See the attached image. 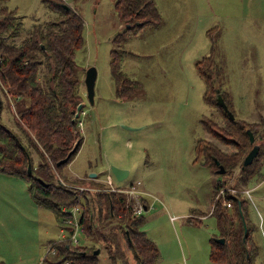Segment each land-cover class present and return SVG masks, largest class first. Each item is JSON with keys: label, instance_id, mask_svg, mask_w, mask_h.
<instances>
[{"label": "rangeland", "instance_id": "obj_1", "mask_svg": "<svg viewBox=\"0 0 264 264\" xmlns=\"http://www.w3.org/2000/svg\"><path fill=\"white\" fill-rule=\"evenodd\" d=\"M61 1L84 20L83 44L75 60L80 66H94L97 75L93 104L84 96L83 83L80 86L84 113L83 132L78 131L83 141L55 175L78 194L86 193L93 207L100 190L95 183L103 181L98 177L109 164L127 165L129 178L148 192L142 196L151 202L146 203L139 228L156 244L159 255L154 264H212L210 239L220 237L215 217L208 215L198 224L189 221L207 212L212 187L223 177L203 164L202 156L195 160V141L214 140L201 122L213 109L203 99L205 83L198 67L208 68L216 89L238 118L248 122L264 118V0H152L158 23L117 36L124 22L121 27L114 0ZM0 4L22 16L24 29L56 18L41 0H0ZM112 59L133 81L128 86L134 89L124 97L116 92ZM206 60L211 67H204ZM1 100V120L16 132L20 127L14 112L21 101L4 96ZM37 159L34 155L33 163ZM90 173L97 177L89 178ZM71 174L79 178H70ZM231 178L226 188H233ZM113 181L120 185L114 177ZM244 188H250L249 194H240ZM244 188L234 189L246 200L248 218L255 226L252 237L259 245L257 258L264 264V179H252ZM97 218L94 211L96 223ZM102 221L96 231L106 235L108 229L118 228L114 219ZM63 236L66 232H61L54 213L33 201L25 181L0 173V261L37 264L47 243ZM76 236L78 245L99 248L98 264H113L103 240L81 231ZM117 236L114 248L120 247L127 264H136L132 251Z\"/></svg>", "mask_w": 264, "mask_h": 264}, {"label": "trees", "instance_id": "obj_2", "mask_svg": "<svg viewBox=\"0 0 264 264\" xmlns=\"http://www.w3.org/2000/svg\"><path fill=\"white\" fill-rule=\"evenodd\" d=\"M41 1L56 18L32 23L28 29H24L22 16L17 15L15 9L8 11L0 4V99L3 95L11 101H21V106L14 112L20 127L15 132L1 120V100L0 173L25 181L33 201L52 211L60 227L63 225L62 219L72 215L68 210L76 205L81 232L103 240L108 259L113 264H117V261L127 264L120 247L119 250L115 249L118 245L117 234L132 251L136 264H154L159 255L156 244L139 228L144 218L142 214L133 215L124 193L104 190L102 187H106V184L99 181L95 185L100 190L96 191V200H93L91 207L86 193L78 194V190L63 185L55 175L61 166L71 161L82 142L78 118L72 121V116L73 109L83 100L80 86L84 67L76 62L75 52L83 44L84 20L70 6L65 8L61 0ZM114 8L119 19L128 23L115 36L159 21L152 0H114ZM138 21L141 25L136 24ZM208 65H212L210 60L204 62V67ZM198 71L205 83L203 99L213 109V113L203 117L201 122L214 140L198 138L195 141V160L202 156L203 164L208 165L213 173H217L218 164L224 168L223 177L217 179L212 187V211L209 214L215 217L218 235L224 238V242H217L216 237H211L210 258L217 264H262L257 258L260 255L259 245L252 237L255 226L248 218L246 200L240 196L241 193L232 194L225 183L234 177L235 183L231 187L244 188L252 179L256 182L264 179V118L257 122L238 118L220 92L234 115L230 118L216 103L215 79L208 68L198 67ZM112 78L120 97L134 89L128 86L133 81H129L117 69L113 59ZM218 131L233 137L234 141L223 139ZM249 133L259 148L252 161L243 165V158L252 147ZM76 140L79 142L74 152L66 162L57 165L56 162L67 154ZM217 141L230 148H222ZM34 155L38 158L36 163H33ZM28 162L31 163L30 174L27 172ZM221 189L223 193L215 198ZM224 201H229L230 206H225ZM94 211H97V223L93 219ZM103 219L106 222L114 219L118 228L108 229L109 235L96 231ZM189 221L198 224L201 220L189 217ZM71 244L66 237L49 241L48 249L55 248V252L51 256L46 253L45 262L98 264L93 245H78L77 241L73 248ZM0 264L4 263L0 261Z\"/></svg>", "mask_w": 264, "mask_h": 264}, {"label": "water", "instance_id": "obj_3", "mask_svg": "<svg viewBox=\"0 0 264 264\" xmlns=\"http://www.w3.org/2000/svg\"><path fill=\"white\" fill-rule=\"evenodd\" d=\"M62 5L65 8H68L69 5L66 3H62ZM137 25H141V23L138 21L136 22ZM128 26V24L126 25ZM95 78H96V69L94 66H88L84 69V77H83V83L85 86V98L87 99L88 103L93 104L94 102V83H95ZM216 103L218 105H220L224 111L229 115L230 118H233L234 115L233 113L228 109L225 101L223 100L221 94L218 92V90L216 89ZM0 106H1V99H0ZM84 106V101H80L76 107L73 109V116H72V121H74L78 116L79 113L81 112V110L83 109ZM218 134L220 136L223 137V139L227 140V141H234L233 137H228L226 135H224L223 133L218 131ZM249 137H250V142L252 144V147L249 149V151L245 154L244 158H243V165L249 164L253 157L256 155L259 145L256 143H253L254 137L251 133H249ZM79 140H76L74 142V144L72 145V147L68 150L67 154L59 159L56 164L59 165L61 163L66 162V160L69 158V156L74 152V150L76 149V146L78 144ZM215 162L218 164V161L215 160ZM109 172L112 174V176L115 178V180L117 181H122L123 179H125V177L128 175L129 170H127V168L124 167H120L117 166L115 164H109L108 168ZM217 173H224V168L221 164H218V168L216 169ZM27 172L28 174L31 173V163L28 162L27 164ZM96 174L95 173H90L89 177H95ZM245 228V227H244ZM69 233L72 232V228L68 227L67 228ZM245 230V229H244ZM215 240L217 242L223 243L224 242V238L222 237H216ZM99 252V248H96L93 253L97 254ZM117 264H121L120 261H117Z\"/></svg>", "mask_w": 264, "mask_h": 264}, {"label": "built area", "instance_id": "obj_4", "mask_svg": "<svg viewBox=\"0 0 264 264\" xmlns=\"http://www.w3.org/2000/svg\"><path fill=\"white\" fill-rule=\"evenodd\" d=\"M83 113H84V111L82 109L81 112L79 113V116L77 117L78 118V130H81V128H82V120H80V116ZM103 182L106 183L105 189L110 190V191H120V192L125 194L126 202L129 203L130 209H131V212L133 213V215H140V214H142V212L144 210L147 209L146 207H148V206L143 201V196H142V194L144 192L138 187L137 181L135 183L127 184L124 186L117 185L114 183L112 174L109 172L105 175V177H103ZM227 189L232 194H236V192H237L236 189H234V187L233 188H227ZM222 190L223 189L219 190V193L215 196V198H217L218 195L223 193ZM249 192H250V189H244L240 193L249 194ZM224 204L227 207L230 206L229 201H224ZM68 211H70L72 213V215L62 219L63 225H61L60 228H61V232H63V234L66 232V235H67L66 238H69L72 244H76L78 241L76 233H78V231H82V226H80V224L78 222L79 209L76 205H74ZM211 211H212V205H210V210L208 211V213L210 214ZM66 227H71L72 232L68 233V231L65 230ZM63 237L65 238V236H63ZM47 250H48V252H47ZM54 252H55V248H52V249H48V247L46 248V253L53 254ZM46 253H45V256H46ZM37 264H47V263L45 262V260L43 258ZM64 264H67V262H65ZM170 264H175V263H170Z\"/></svg>", "mask_w": 264, "mask_h": 264}, {"label": "crops", "instance_id": "obj_5", "mask_svg": "<svg viewBox=\"0 0 264 264\" xmlns=\"http://www.w3.org/2000/svg\"><path fill=\"white\" fill-rule=\"evenodd\" d=\"M17 14V13H16ZM122 21L120 20V26L122 27V23H121ZM84 68H86V67H88V66H83ZM81 75H82V77H81V79H82V81H81V83H83V77H84V71L81 73ZM97 75V74H96ZM81 88V87H80ZM83 88H84V96H85V86H84V83H83ZM3 96V95H2ZM5 97V96H4ZM6 98V100H7V97H5ZM3 101V100H2ZM82 101H84V99L82 100ZM84 108V107H83ZM2 109H3V107H2ZM1 112H2V110H1ZM82 125H83V120H82ZM80 132H83L82 131V129L81 130H79ZM82 141H83V137H82ZM82 143V142H81ZM81 145V144H80ZM79 148H80V146H79ZM79 150V149H78ZM78 152V151H77ZM77 154V153H76ZM75 154V155H76ZM74 158V157H73ZM72 158V159H73ZM71 159V160H72ZM109 163H111V161H108L107 162V165L109 164ZM117 166H120V167H124V168H127L128 166L127 165H125V164H122V163H119V162H116L115 163ZM104 173V175H106L107 173H109V170L107 169L106 171H104L103 172ZM104 175H102V176H100V177H98L99 179L100 178H103L104 177ZM84 177H86V175H84L83 177H81V178H84ZM89 177V176H88ZM97 177V174H96V176L95 177H89V178H96ZM130 177V171L128 172V175L125 177V179H123L122 181H119V184L121 185L122 184V186H124V185H127V184H131V183H135L132 179H130L129 178ZM70 178H79V177H75V176H73L72 174H71V177ZM256 187V186H255ZM143 192H147L144 188H140ZM148 193V192H147ZM211 194H210V196H209V204H208V209H207V212L205 211H202V212H200V213H197V214H199L200 215V220H202V219H204L206 216H208L209 215V213H208V211L210 210V205H211ZM143 201L145 202V203H151V202H148L147 201V199L145 198V197H143ZM147 205V204H146ZM201 207V209L204 207L203 205L202 206H200ZM146 208H148V207H146ZM201 211V210H200ZM207 214V215H206ZM145 231V230H144ZM145 233L147 234V232L145 231ZM147 236H149L148 234H147ZM170 263H175V264H181V263H179L178 261H174V262H169V263H166V264H170ZM212 264H217V263H214V262H212Z\"/></svg>", "mask_w": 264, "mask_h": 264}, {"label": "flooded vegetation", "instance_id": "obj_6", "mask_svg": "<svg viewBox=\"0 0 264 264\" xmlns=\"http://www.w3.org/2000/svg\"><path fill=\"white\" fill-rule=\"evenodd\" d=\"M62 3H64V2H62ZM127 24H128V23H126V24L124 23V26H126Z\"/></svg>", "mask_w": 264, "mask_h": 264}]
</instances>
